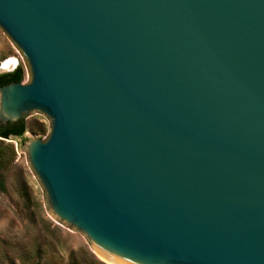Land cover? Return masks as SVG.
<instances>
[{"label": "water", "instance_id": "95a60500", "mask_svg": "<svg viewBox=\"0 0 264 264\" xmlns=\"http://www.w3.org/2000/svg\"><path fill=\"white\" fill-rule=\"evenodd\" d=\"M0 27L30 69L0 125L51 119L30 164L97 256L264 264V0H0Z\"/></svg>", "mask_w": 264, "mask_h": 264}, {"label": "rangeland", "instance_id": "374dc122", "mask_svg": "<svg viewBox=\"0 0 264 264\" xmlns=\"http://www.w3.org/2000/svg\"><path fill=\"white\" fill-rule=\"evenodd\" d=\"M14 62L16 67L23 66V82H27L29 65L0 27V72L3 65L11 68ZM24 120L23 141L19 137L4 139L11 145V151L3 169L4 189L0 190V264H36L38 246L42 257L50 264H66L69 253L79 250L108 264L94 253L93 244L85 233L53 215L45 189L30 164L27 142L45 140L50 133L51 119L41 111L32 110L24 115Z\"/></svg>", "mask_w": 264, "mask_h": 264}, {"label": "trees", "instance_id": "16d2710c", "mask_svg": "<svg viewBox=\"0 0 264 264\" xmlns=\"http://www.w3.org/2000/svg\"><path fill=\"white\" fill-rule=\"evenodd\" d=\"M24 69L22 65H18L13 70L8 72L0 73V86L10 83L22 81L24 79ZM26 130V123L24 119L18 120L13 123H6L0 125V190L4 189V164H6V159L11 151V145L4 142V139H9L10 134L18 136L24 140V132ZM41 249L39 246L36 248V255L38 258L36 264H50L48 259H45L41 255ZM12 264H15L12 262ZM66 264H104L98 261L93 254L85 251H71L67 257Z\"/></svg>", "mask_w": 264, "mask_h": 264}, {"label": "bare ground", "instance_id": "6f19581e", "mask_svg": "<svg viewBox=\"0 0 264 264\" xmlns=\"http://www.w3.org/2000/svg\"><path fill=\"white\" fill-rule=\"evenodd\" d=\"M13 64H16V62H14ZM7 66H8V63H7ZM2 68H3V69H9V68L5 67L4 65L2 66ZM96 253L99 255V257H100L102 260H104V261L107 262L108 264H121V263H118V262H116V261H113V260H111V259H109V258H105V257H103L102 255H100V254L98 253V251H96Z\"/></svg>", "mask_w": 264, "mask_h": 264}, {"label": "built area", "instance_id": "2783aa9c", "mask_svg": "<svg viewBox=\"0 0 264 264\" xmlns=\"http://www.w3.org/2000/svg\"><path fill=\"white\" fill-rule=\"evenodd\" d=\"M23 81V80H22Z\"/></svg>", "mask_w": 264, "mask_h": 264}]
</instances>
